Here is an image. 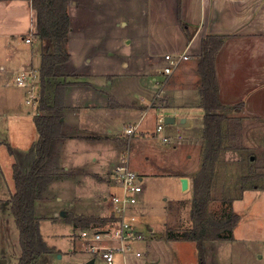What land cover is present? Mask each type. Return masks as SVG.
<instances>
[{
  "label": "crops",
  "instance_id": "crops-1",
  "mask_svg": "<svg viewBox=\"0 0 264 264\" xmlns=\"http://www.w3.org/2000/svg\"><path fill=\"white\" fill-rule=\"evenodd\" d=\"M68 5L71 26L67 47L71 58L58 65L56 76L46 89L54 105L56 86L66 83L60 106L54 109V114L63 121L66 137L54 160V179L36 201V215L38 203L45 206L51 199L50 185L56 177L65 174L75 190L71 198L61 197L72 205L71 209L66 205L61 212L69 210L77 217H107L109 222L112 209L105 198L117 189L111 176L124 144L118 135L131 123L140 125L142 137L136 140L147 162L145 172L140 173L144 187L136 208L140 220L149 213L147 195L150 196L149 186L156 180L176 177L181 191H189L193 200L192 180L201 166L193 174L188 172L194 159L192 153L186 154L189 159L184 161L188 167L179 173L167 172L163 167L168 161L176 163L179 155L184 158L182 145H200L199 156L204 147V116L208 110L202 106L198 71L203 39L207 35L226 36L216 57L222 103L240 105L237 110L249 119L264 120V0H69ZM182 21L191 26L192 37L187 36ZM37 29V10L32 0H0V88H8L12 76H16L15 84L21 88L17 83L18 74L31 69L40 71L44 40ZM183 51L191 54V58L184 60L175 71L164 97H158L160 101L167 99V104L161 107L155 103L150 107L149 103L160 91L157 82L167 64L166 53ZM40 82L36 88L38 96ZM22 88L29 93V87ZM2 91L9 95V116L25 119L28 116L36 127L34 117L40 113L38 100L31 102L33 112L27 109L25 115L20 105V91L9 88ZM167 115L175 121L168 123L160 134L169 135L170 141L165 144L156 128L158 118ZM38 137L39 131L32 143ZM65 151H73L75 158L67 160L63 156ZM149 160H158L160 168L154 167L155 164L151 168ZM220 162L218 160L215 175ZM185 176L189 178V186L184 190L182 179ZM249 176L247 187L238 197L229 198L227 203L220 200L225 206L229 205L227 210L231 206L230 213H239L240 219L231 239L204 242L208 264H264V179L258 181L264 174L254 172ZM212 193L214 196V185ZM99 197L104 199L103 208L96 206ZM172 201L166 209L165 228L155 219L146 225L140 222L149 233L147 241L138 243L146 250L143 260L146 264H199L198 248L193 244L197 254L189 259L184 253L185 248L188 249L187 242L192 240H184L182 235L191 229L192 218L186 226L166 225L171 216L178 217L176 211L179 212L183 202L181 197ZM104 210L106 212L101 213ZM61 212L52 220L64 216ZM38 217L41 229V221L49 216ZM68 224L74 229L83 228ZM102 225L104 223L95 227ZM152 232L158 235L150 236ZM41 257L37 259L38 264Z\"/></svg>",
  "mask_w": 264,
  "mask_h": 264
},
{
  "label": "rangeland",
  "instance_id": "rangeland-1",
  "mask_svg": "<svg viewBox=\"0 0 264 264\" xmlns=\"http://www.w3.org/2000/svg\"><path fill=\"white\" fill-rule=\"evenodd\" d=\"M161 74L159 75L160 80L163 78ZM172 77L164 84L163 87H161V83L157 82L160 91L149 103L150 107H152L155 103L156 106L165 107L168 102L167 99H165V101H160L161 98L158 97L165 95L164 93ZM15 78L16 76H12L10 78L8 88L11 91H20V105L25 111L24 114L27 115V109L32 112L34 110L33 104L26 101V98L30 97V93H27V89L22 88V86L21 88L17 87L15 84ZM36 85L38 87L37 83ZM3 89L0 88V264H19L22 253L20 233L10 204V197L15 191V181L13 179L15 155L11 152L10 147L19 150H27L33 139L37 137L38 129L34 127V124H31V121L29 120L30 117L28 116L26 119L19 118V116H14L12 114L9 116V111L11 110V108H8L7 105L9 95L3 92ZM236 105L237 104L234 106L231 105L227 108L228 119H226V123L224 125L225 145L219 155V160L221 162L219 170L216 174L219 179H215L214 198L211 201L209 208L212 218H226V216L229 215L226 211H229L228 213H230V211L233 210L231 206L229 207L230 210H227L229 205L225 206V204L220 203V200L223 199V201L227 203L229 198L238 197L241 186L245 185L247 182L244 180V177L249 176L250 173L254 172L264 174V120L255 118L249 119L243 114V112L237 110V107H235ZM152 112L153 111H151V113ZM151 113L148 114V117ZM164 124L165 127L166 125H169L168 123ZM25 128L26 130H24ZM140 132L141 131L139 129L131 140L132 145L130 158L132 160V166L139 173H143L146 170L147 162L143 155V149H141L136 140V138L142 137ZM123 134L124 132L118 135V137L122 139V142H124ZM163 143L166 144V142ZM171 143L169 144L171 145ZM199 146L200 145L197 144L191 145L190 147L182 145L180 149L185 155L184 158L182 159L179 155L177 157L178 160H175L177 164L172 161H168V164L164 165L163 170L177 173L183 171L185 167H188L186 166L184 160L189 159L186 154L190 152L192 153V157L194 159L193 163H191L187 170L190 174L195 173L199 170L203 160L202 152L199 156V152L201 150ZM124 147L125 146L123 145L122 150H124ZM63 156L67 158V160H72L75 158V153L73 151H65ZM148 162L151 168H153L151 165L154 164V167L157 166V168H160L158 167V163L160 164L158 160L156 162H154V160H149ZM55 179L56 180L49 187V197H51V199L49 202H46L45 206V203H38L37 208L38 215L49 216L46 219L43 218L41 221L40 231L42 232L44 240L50 250L42 255L39 259V264H85L88 259L94 258V255L89 252L85 240L80 238V230L82 229H74L70 224H68L70 222L68 220V216L74 214H72L71 211L66 210L64 216H59L57 219H54V221L52 220L57 216L56 213L59 214L61 211H64V207L66 205H70L68 206V209L72 208V205L64 202L61 197L69 198L75 190L74 185H72V181L68 179L67 175L63 174ZM263 179L264 177L259 180L256 178L255 180L261 182ZM148 192V194H150V196L147 195L149 197L147 205L149 213L145 215V217H142L141 220L139 218V226L141 225L140 222L145 224L155 219L157 224L165 228L167 214L166 209H168L169 205L173 203L172 200L179 199L180 197L183 202L179 205V212L176 211L178 217L171 216L166 225L175 226L181 223L186 226L188 224L189 219H191V194L188 193L189 191L187 190L185 192L181 191L179 181L176 177H169L167 179L154 181L150 184ZM104 203L103 197H99L98 205L96 206L103 208L105 206ZM105 212V210L101 211V213ZM71 224L73 223L71 222ZM144 224L141 225L143 228L141 229L145 232V234L149 235L147 232L148 229H146ZM154 235L158 234L154 232L150 234V236ZM146 238L147 236L145 237V240ZM192 241L187 242L188 249L186 250L185 248L184 252L189 259L194 254H197L196 249L193 251L191 244H193L196 248L197 245ZM139 247L143 250V253L146 254V250L141 246ZM94 259V264H105L101 257H95Z\"/></svg>",
  "mask_w": 264,
  "mask_h": 264
},
{
  "label": "trees",
  "instance_id": "trees-1",
  "mask_svg": "<svg viewBox=\"0 0 264 264\" xmlns=\"http://www.w3.org/2000/svg\"><path fill=\"white\" fill-rule=\"evenodd\" d=\"M68 2L69 0H32V6L37 10V33L41 40H44L39 71L41 82L38 109L40 113L34 117L39 137L27 150L10 147L15 155L13 166L15 191L10 197V204L20 233L22 253L19 264H38V257L50 250L40 231L36 201L41 198L54 179V160L60 143L66 137L61 117L54 114V109L60 106V100L65 95L66 83L60 82L56 86L54 105L50 103L46 89L52 78L56 76L58 65L71 58L67 47L71 26ZM182 25L187 36L192 37L191 26L184 21ZM225 38V35H207L203 39L202 54L199 56L198 63V71L201 75L202 106L208 112L204 116L202 165L193 179L194 196L190 210L193 224L182 238L195 241L199 264H208L204 242L221 240V238L231 239L240 219V214L234 211L226 218H212L208 210L213 197L216 165L225 145L224 125L228 119V106L220 99L216 70L217 52ZM250 177L246 176L244 180L248 182ZM247 182L241 186L240 191L247 187ZM109 219L101 216H68V220L76 227L83 228L91 227L92 224V227H95Z\"/></svg>",
  "mask_w": 264,
  "mask_h": 264
},
{
  "label": "built area",
  "instance_id": "built-area-1",
  "mask_svg": "<svg viewBox=\"0 0 264 264\" xmlns=\"http://www.w3.org/2000/svg\"><path fill=\"white\" fill-rule=\"evenodd\" d=\"M30 41V38H27ZM167 64L159 81L161 87L176 73L175 71L184 60L191 58V54L183 51L180 54L166 53ZM40 72L31 69L17 75V83L22 87H29L28 102L38 100L36 93ZM159 96V94H158ZM165 117L158 118L157 134L164 131ZM140 129L139 124L131 123L124 131V150L120 161L115 164L112 171V183L117 189L105 199L111 205L112 219L99 227H88L80 230V238L87 243V248L95 257H101L105 264H146L144 253L138 243L146 237L139 227L140 214L136 208L139 205L143 187V177L132 166L131 140ZM163 142L170 141L168 134L161 135Z\"/></svg>",
  "mask_w": 264,
  "mask_h": 264
},
{
  "label": "water",
  "instance_id": "water-1",
  "mask_svg": "<svg viewBox=\"0 0 264 264\" xmlns=\"http://www.w3.org/2000/svg\"><path fill=\"white\" fill-rule=\"evenodd\" d=\"M174 121H175V118L170 116V115H167L166 118H165V123H172ZM188 186H189V178L187 176H185L182 179V188L185 190L186 188H188ZM61 214H64V212H61ZM94 261H95V259L92 258V259L88 260L86 262V264H94Z\"/></svg>",
  "mask_w": 264,
  "mask_h": 264
}]
</instances>
